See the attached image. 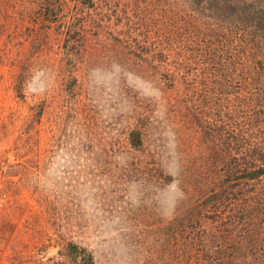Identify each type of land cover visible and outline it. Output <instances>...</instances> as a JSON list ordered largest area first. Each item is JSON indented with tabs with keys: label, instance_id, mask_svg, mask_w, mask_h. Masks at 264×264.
I'll list each match as a JSON object with an SVG mask.
<instances>
[{
	"label": "rangeland",
	"instance_id": "rangeland-1",
	"mask_svg": "<svg viewBox=\"0 0 264 264\" xmlns=\"http://www.w3.org/2000/svg\"><path fill=\"white\" fill-rule=\"evenodd\" d=\"M211 2L0 0V264H264V0Z\"/></svg>",
	"mask_w": 264,
	"mask_h": 264
},
{
	"label": "trees",
	"instance_id": "trees-1",
	"mask_svg": "<svg viewBox=\"0 0 264 264\" xmlns=\"http://www.w3.org/2000/svg\"><path fill=\"white\" fill-rule=\"evenodd\" d=\"M213 5L220 6L222 0H211ZM233 5L227 4L224 5L225 8H231ZM213 8V7H212ZM243 13L247 14L249 17L254 19V23L250 26V29L254 35H260L264 38V7H244Z\"/></svg>",
	"mask_w": 264,
	"mask_h": 264
}]
</instances>
